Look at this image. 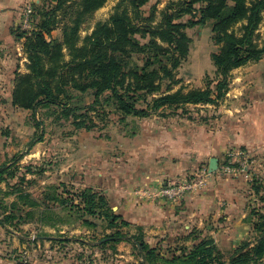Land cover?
<instances>
[{"label":"rangeland","instance_id":"rangeland-1","mask_svg":"<svg viewBox=\"0 0 264 264\" xmlns=\"http://www.w3.org/2000/svg\"><path fill=\"white\" fill-rule=\"evenodd\" d=\"M120 1L107 0L101 8L89 14L82 24L81 37L92 34L99 24L106 22L116 11ZM171 1L177 0H150L142 9L145 16H154L152 24H156ZM40 2L41 0L6 1L0 12L20 20L13 28V32L18 34L24 28H33L37 22L33 20V14L37 15L34 3ZM69 3L70 7L60 11V21L48 36L49 39L63 38L64 25L71 20L79 0H70ZM30 5L33 8L32 17L26 23L27 27H23L27 19L25 11ZM191 19L192 15L186 14L180 20L188 22ZM212 27L213 22L209 21L186 28L191 38L189 53L179 65L173 67L174 78L172 81H164L163 91L167 85H171L173 90L182 88L184 91L206 88L209 82H213L211 85L214 86L217 75L212 54L220 46L213 39ZM138 38L142 43L149 40L141 36ZM22 39L20 43H24L25 38ZM257 41L264 45V19L257 31ZM135 57H140L141 61L143 55ZM23 58L26 59L23 65L19 64L20 68H0V167L15 162L19 174L25 175L28 180H37L36 186L33 183L22 184V188L40 196L49 184H65L66 192L59 186L60 192L72 199L73 191L85 187L86 180L100 182L98 188L104 191L101 186H108L109 181L114 179L116 182L112 183L114 186L110 193L116 199V205L112 204L109 196L111 206L132 222V225L122 226L123 232L135 234L138 226H142L149 244L157 246L166 256L179 253L178 249L183 246H192L196 242L195 237H208L215 241L228 259L242 242L257 238L260 228L264 226V174L258 175L252 168L248 173L220 176L209 171V160L201 162L198 165L200 169L197 166H186L188 159L180 142L182 134L171 126L173 121L180 120L178 114L190 117V112L197 111L201 116L200 121H205L206 116L211 118L209 114L217 116L221 114L219 106L224 104L229 108L234 105L232 100L235 99H231L233 95L228 96L227 101H220L217 107L186 105L184 108H166L148 117L124 115L114 106L107 105L104 106V112L100 106L96 112L89 111L88 114L83 109L84 115L79 120L85 119L88 127L78 128L74 124V116L63 113L61 106L40 107L34 112L9 105L17 72L29 71L24 45L20 59ZM66 58L69 59V56ZM239 68L243 69H234L232 72L233 87L237 88L256 72H263L260 79L264 81V57ZM158 95L159 93L154 94ZM92 101V95H85L83 103ZM40 136H43L41 141ZM174 136L178 141L171 143L170 139ZM161 144H164V150L166 145L175 149L171 154L181 163V171L162 180L160 185L152 189L141 183L131 185L128 179L133 178L136 170L143 164H159L164 161L165 151ZM193 154L191 162H195ZM217 157L219 164L228 159L227 154H219ZM33 168H42L44 171L37 175L33 173ZM103 176L106 181L101 179ZM187 179H203L204 182H198L197 186L186 190L176 200L160 196V189L172 180ZM20 181L19 178L9 177L0 181V187L10 190V185L20 184ZM137 206L154 211L163 220L161 228H147L139 223L140 220L127 217L125 213L130 212L127 209H136ZM54 212L64 218L65 222L57 226L32 222L23 225L20 230L13 227L6 230L0 225V264H35L33 261L36 257L41 258L44 264H53L59 260L62 264H140L141 254L130 242L121 241L107 247L98 245L101 237L114 231L113 228H108L104 219L90 214L81 216L76 209L70 210L57 204ZM85 218L92 223H85ZM41 234L46 240L39 237Z\"/></svg>","mask_w":264,"mask_h":264},{"label":"trees","instance_id":"trees-1","mask_svg":"<svg viewBox=\"0 0 264 264\" xmlns=\"http://www.w3.org/2000/svg\"><path fill=\"white\" fill-rule=\"evenodd\" d=\"M69 1L34 3L37 15L33 14V20L37 22L31 30L23 29L16 34L19 39L25 38L29 71L17 72L12 103L34 112L40 107L61 106L63 113L74 116L78 128L88 127L85 119L79 120L84 115L83 109L88 114L89 111L96 112L98 106L103 112L107 105L114 106L124 115L148 117L166 108L218 104L231 89L233 70L264 57V45L257 41V31L264 19V0L171 1L156 24H152L154 16H145L142 9L150 0H121L111 17L84 38L81 28L85 18L107 0H79L71 20L64 25L63 38L49 39L60 21V11L71 6ZM186 14H191L192 19L181 21ZM209 21L213 22V39L220 46L212 54L217 75L214 86L209 82L206 88L184 91L182 88L173 90L167 85L163 91L164 81L174 78L173 67L189 53L191 38L186 28ZM138 36L149 40L142 43ZM135 55H143L142 60ZM156 93L159 95L154 96ZM89 94L93 101L83 103L85 95ZM42 139L40 136L39 141ZM237 150L245 152L243 158L248 159L250 172L254 168L253 159L240 147L229 150L228 159L220 162V168L229 164V154ZM231 165L238 167L240 163ZM43 171L33 168L37 175ZM216 173L226 176L220 171ZM9 177L21 181L10 185V190L0 187V225L6 230L11 227L20 230L32 222L50 226L64 223L65 219L54 212L57 204L76 209L81 216L90 214L107 221L108 228L114 231L101 237L98 245L107 247L121 241L130 242L141 254L140 264H264V226L254 241L242 242L229 260L208 237H195L192 246H183L178 249L179 253L166 256L157 246L149 244L142 226H138L135 234L123 232L122 226L132 225V222L113 210L109 196L103 190L85 186L73 191L71 199L63 195L65 184H49L42 195L36 196L20 185L33 183L36 186L37 180H28L19 174L15 162L0 167V181ZM59 186L64 192H60ZM10 197L12 200H8ZM84 222L92 223L88 218Z\"/></svg>","mask_w":264,"mask_h":264},{"label":"crops","instance_id":"crops-1","mask_svg":"<svg viewBox=\"0 0 264 264\" xmlns=\"http://www.w3.org/2000/svg\"><path fill=\"white\" fill-rule=\"evenodd\" d=\"M12 0H0V10L3 9V5ZM19 19L10 16V14H2L0 12V68H20V65L24 64L26 58L20 59L22 56V50L24 43H20L23 39H19L15 32H13L14 25L19 23ZM25 27V24L23 25ZM26 28H24L25 30ZM20 64V65H19ZM243 69V68H236ZM246 69V68H245ZM4 71V70H2ZM263 72H256L248 76L249 80H244L237 88L231 85V89L224 98L228 100V96H231L233 104L229 109L227 105L219 106V115L208 116L205 121H200V115L196 111L190 112V117L184 114H178L177 121H173L171 125L173 130L182 134L180 142L182 144V151L187 156L188 163L186 166L198 167V165L212 158L220 155H225L232 148H243L248 151L252 157L253 167L258 175L264 174V81L261 80ZM9 105L15 107L12 103V95L9 96ZM223 99V100H224ZM222 101V100H221ZM220 103V102H219ZM218 103V104H219ZM218 104H190L193 107L199 106H215ZM204 111V109H201ZM208 112H206L207 114ZM231 113V115L229 114ZM208 115V114H207ZM200 116V117H199ZM169 129V128H168ZM171 143L178 141L174 136L170 139ZM164 144H161V148ZM163 149V148H162ZM164 150V149H163ZM175 150V149H174ZM170 146L166 145L164 161L159 164L145 163L140 169L136 170L133 178H130V184L147 185L149 189L154 188L156 185H160V182L167 177H172L181 171V163L176 161L171 153L173 151ZM196 157L195 162H191V154ZM180 156V155H179ZM220 165V164H219ZM104 181V176L101 178ZM86 186H92L98 188L100 182L93 180H86ZM114 179L109 181L108 186L102 185L105 192L112 199V204L116 203V199L110 190L113 188ZM221 182L218 183L220 185ZM116 205V204H115ZM127 208V207H126ZM129 212L125 213L127 217L132 220H140L139 223L146 225L147 228L160 229V223L162 219L158 218L154 211L146 207L139 206L127 209ZM148 210V211H147ZM40 238H45L40 237ZM46 240V238L44 239ZM46 242V241H45ZM41 246H42V242ZM36 248V247H35ZM37 249V248H36ZM35 264H44L41 258H34ZM14 264L13 262H8ZM7 263V264H8ZM50 264V263H48ZM53 264H62L54 262Z\"/></svg>","mask_w":264,"mask_h":264},{"label":"built area","instance_id":"built-area-1","mask_svg":"<svg viewBox=\"0 0 264 264\" xmlns=\"http://www.w3.org/2000/svg\"><path fill=\"white\" fill-rule=\"evenodd\" d=\"M32 13H33V8L32 6H28L26 8L25 11V15L27 17L26 22H25V27H27L28 20H30V18L32 17ZM231 159L229 160V164H224L222 165V167L216 170V171H220V174L223 175H228V174H237L239 171L242 172H246L248 173V168H249V164H248V159L245 157L243 158L245 155V152H243L242 150H237V151H233L230 154ZM238 162L240 163V166H233L231 164ZM215 171V172H216ZM210 174V172H209ZM197 179L194 180H172L167 186H164L163 188L160 189V196L163 197H167L169 199H173L176 200L177 198L183 196L186 192V190H191L192 188H194V186L198 185V182L203 183L204 180L203 179H199V181H195Z\"/></svg>","mask_w":264,"mask_h":264},{"label":"water","instance_id":"water-1","mask_svg":"<svg viewBox=\"0 0 264 264\" xmlns=\"http://www.w3.org/2000/svg\"><path fill=\"white\" fill-rule=\"evenodd\" d=\"M219 168V161L217 158H212L210 162V172H215Z\"/></svg>","mask_w":264,"mask_h":264}]
</instances>
